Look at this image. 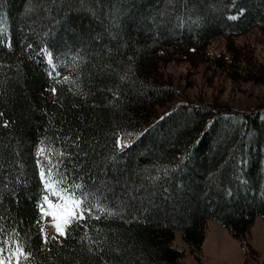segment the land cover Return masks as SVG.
<instances>
[{
	"label": "trees",
	"instance_id": "16d2710c",
	"mask_svg": "<svg viewBox=\"0 0 264 264\" xmlns=\"http://www.w3.org/2000/svg\"><path fill=\"white\" fill-rule=\"evenodd\" d=\"M253 29L264 38V0H0L3 255L19 242L30 255L18 264H184L176 232L200 261L209 220L255 253L264 103L241 111L191 99L167 70L204 65L236 84L264 83L237 40ZM42 141L67 186L92 194L91 214L61 238L41 232Z\"/></svg>",
	"mask_w": 264,
	"mask_h": 264
},
{
	"label": "rangeland",
	"instance_id": "374dc122",
	"mask_svg": "<svg viewBox=\"0 0 264 264\" xmlns=\"http://www.w3.org/2000/svg\"><path fill=\"white\" fill-rule=\"evenodd\" d=\"M237 40L251 46L253 56L261 64L264 72L263 36L256 29H253L238 37ZM221 47L222 42L218 39L214 40L211 45L214 52L220 51ZM167 70L175 77L182 93L191 99L199 95H202L204 99L218 97L220 101L227 103L231 108L241 111L264 103V83L245 82L236 84L226 77L225 72L211 69V67L205 70L204 65L187 73V65L170 63L167 65ZM187 79H189L188 82ZM42 220L45 238L52 236L61 238L55 230L56 221L50 215L43 214ZM250 231L251 235L247 237V241L255 249V253L249 252L243 242H238L225 227L213 220L208 221L200 261H197L189 253L179 232L175 234L173 245L185 250L184 264H264V220L261 216L255 218Z\"/></svg>",
	"mask_w": 264,
	"mask_h": 264
},
{
	"label": "snow or ice",
	"instance_id": "6c2138e0",
	"mask_svg": "<svg viewBox=\"0 0 264 264\" xmlns=\"http://www.w3.org/2000/svg\"><path fill=\"white\" fill-rule=\"evenodd\" d=\"M243 12V9H240ZM235 19V17H231ZM10 46V45H9ZM31 47V46H29ZM46 51V50H42ZM49 64L52 63L51 54H48ZM55 73V66L53 65V71L49 72V76H53ZM58 75V73H55ZM67 79V77H65ZM123 79V77H121ZM53 92L56 91L55 88L52 89ZM8 125V121H4V126ZM127 135H132L128 133ZM116 145L119 149H123L127 146V142H122L121 137H117ZM46 153L48 155H46ZM54 150L52 148L43 147V141L41 142V146L37 148V157L44 156L47 160V167H40V179L44 184L45 195L43 196L44 202L47 204V210L42 204H38L37 207L40 208L41 213L45 215H50L55 223V230L59 234V236H66L68 233L65 231L71 224L74 222H80L85 219L86 214H91V207H85V203L88 200V197L92 195L91 193H85L82 191L83 185L74 184L71 186H67V177L62 172L58 171L59 161H53L52 155ZM58 156H63L65 153L59 152L55 153ZM41 164V160L37 159V165ZM52 196L55 199H50ZM99 207V205H96ZM100 211H107L104 208H100ZM111 215V213H109ZM98 218V217H97ZM43 228H41V232H43ZM7 243V241H5ZM5 249L0 246V264H12V259L15 258L17 264L20 260L21 256L27 257L30 255L24 251V248L20 246L19 242H17L14 250H11V255L5 256L3 255Z\"/></svg>",
	"mask_w": 264,
	"mask_h": 264
}]
</instances>
